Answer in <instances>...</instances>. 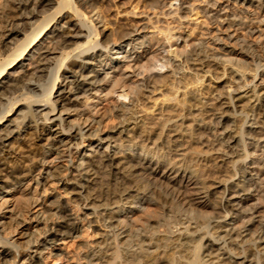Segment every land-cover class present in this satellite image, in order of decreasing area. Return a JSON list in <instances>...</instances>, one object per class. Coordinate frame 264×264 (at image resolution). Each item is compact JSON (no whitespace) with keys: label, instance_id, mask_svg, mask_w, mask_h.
<instances>
[{"label":"bare ground","instance_id":"1","mask_svg":"<svg viewBox=\"0 0 264 264\" xmlns=\"http://www.w3.org/2000/svg\"><path fill=\"white\" fill-rule=\"evenodd\" d=\"M107 1L0 0V264H45L59 239L79 241L66 264H264V41L218 53ZM138 1L264 26V0H233L249 22Z\"/></svg>","mask_w":264,"mask_h":264},{"label":"rangeland","instance_id":"2","mask_svg":"<svg viewBox=\"0 0 264 264\" xmlns=\"http://www.w3.org/2000/svg\"><path fill=\"white\" fill-rule=\"evenodd\" d=\"M187 2L183 6H188L189 3H192L194 5L203 6L207 0H186ZM104 2V1H103ZM138 0H109L106 3L109 4L110 11L112 14H115L118 9L122 10L120 14H118V17L122 20H126L127 18L128 22H131L133 24H136L138 27L142 24L147 23V20L145 19L146 15L153 16L154 14H159V18L161 20V25L163 26H170L173 28L174 33H181L182 35L191 34L193 38L203 40L209 48H212L216 50L218 53H223L224 49H236V38L238 36H245L248 40L252 41H264V26L263 25H256L253 24V26L257 27L256 32L250 36H248L245 33V30L240 29L239 27H230L229 29L226 28V26L220 25L219 23L215 22H209L206 17L198 16L196 14L190 15L188 18L183 17L181 20L172 19L170 16H162L160 15L161 9L160 8H151V7H144L141 6V4H138ZM189 2V3H188ZM140 3V2H139ZM167 5L163 8L164 11H170L171 9H176L177 4L175 3V0H166ZM217 3L222 5L224 9L221 11L222 13H232V12H242L246 18H244L245 22H249V18L252 17V13L255 10L254 6H246L242 5L238 2L232 1H226V0H217ZM119 6V7H118ZM171 6V7H170ZM221 6V7H222ZM125 10H131L133 12H136L137 14H130L125 15ZM246 10V11H245ZM245 11V12H244ZM182 15H185L184 13H181ZM154 17V16H153ZM155 19V18H154ZM138 23V24H137ZM147 27L142 31L149 33L155 32L157 29L153 28L152 25L147 24ZM230 34L232 37L228 38L227 35ZM214 36H220L223 40L221 42H213L211 37ZM223 48V49H222ZM208 81L206 82V84ZM213 88L215 90L217 89L216 86L220 85V82L215 81L212 83ZM122 100V99H121ZM113 106L112 102L109 100L102 101L101 105L98 107V113L95 115V120L92 123V128L90 131L94 134L97 132V130L102 128V124H99L100 120V114L104 113L105 110H108ZM97 120V121H96ZM89 131V132H90ZM88 141H86L84 144H87ZM61 162V161H60ZM70 163V162H68ZM219 189V190H217ZM215 193L212 194V197L214 199L217 198L220 194L221 188H217ZM187 190H193L192 185L188 187ZM51 193H57V191L53 188H49V192ZM217 195V196H216ZM188 196L195 198L196 195L191 193H188ZM83 210H86V207H83ZM14 239L18 242L20 246L24 245L25 239L22 234L15 235ZM67 239L66 241H68ZM63 242V240L59 239L52 243L50 246L45 248L44 252L45 254L51 252L50 258L46 259L45 264H66V259L71 257V254L73 255L77 250V243L79 241L72 242ZM15 250V249H14ZM74 252V253H73ZM16 256H19V251H15ZM57 254V257L56 255ZM59 255V256H58ZM56 257V258H55ZM61 257V258H60ZM52 258H55L52 260ZM44 264V263H42Z\"/></svg>","mask_w":264,"mask_h":264}]
</instances>
